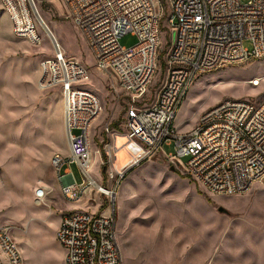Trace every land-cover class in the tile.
I'll return each mask as SVG.
<instances>
[{
    "label": "rangeland",
    "instance_id": "rangeland-1",
    "mask_svg": "<svg viewBox=\"0 0 264 264\" xmlns=\"http://www.w3.org/2000/svg\"><path fill=\"white\" fill-rule=\"evenodd\" d=\"M35 4L45 23L44 29L39 27L37 44L14 37L0 4V59L8 57L3 59L6 63L0 61V227L9 229L24 264H63L65 251L57 239L59 219L63 210L79 200L93 214L111 213V197L96 188L73 202L60 194L51 160L56 154L69 155L61 92L39 87L41 62L54 56L56 42L66 58L88 69L89 79L81 87L101 102V114L91 129L94 166L90 173L100 186L114 192L123 264H264V187L254 185L234 195L211 194L161 154L134 161V149L123 142L126 135L121 133L113 141L115 157L113 152L110 156L105 149L112 142L109 132H123L131 97L113 76L95 67L86 38L64 0H35ZM161 4L158 69L143 99L146 105L155 101L167 73L170 7L167 0ZM136 43L131 33L120 39L126 48ZM245 47L251 43L245 42ZM229 99L255 103L264 99V58L200 74L174 126L180 133L189 132L207 110ZM44 117L51 118L47 132L35 125ZM166 150L172 149L166 146ZM71 171L78 182L84 179L76 164ZM45 188L48 194L39 200L37 190Z\"/></svg>",
    "mask_w": 264,
    "mask_h": 264
},
{
    "label": "built area",
    "instance_id": "built-area-1",
    "mask_svg": "<svg viewBox=\"0 0 264 264\" xmlns=\"http://www.w3.org/2000/svg\"><path fill=\"white\" fill-rule=\"evenodd\" d=\"M72 19L86 38L95 67L113 76L132 100L123 132L110 133L105 146L110 156L116 133L136 144L140 162L161 154L182 167L211 194L234 195L254 185L264 187V99L225 100L207 110L191 131L174 126L193 82L204 72L264 58V0H167L171 46L165 58L166 78L156 99H143L158 69L161 47V0H64ZM15 38L37 44L39 27H45L35 0H0ZM131 33L136 45L126 48L120 39ZM250 42L251 47H245ZM55 54L41 62V89L58 88L69 155L56 154L51 165L66 201H77L93 192L111 197V213L104 216L76 210L61 216L57 239L65 251L64 264H123L112 190H105L91 175L94 151L91 129L100 116L99 98L81 84L88 69L68 59L58 42ZM166 146L172 150L168 152ZM97 151L96 153H98ZM183 158H187L183 162ZM76 164L84 175L78 182ZM115 164V163H114ZM115 171H117L114 166ZM114 177V173H110ZM89 179V180H88ZM48 189L37 190L39 200ZM0 264H24L9 229L0 227Z\"/></svg>",
    "mask_w": 264,
    "mask_h": 264
},
{
    "label": "crops",
    "instance_id": "crops-1",
    "mask_svg": "<svg viewBox=\"0 0 264 264\" xmlns=\"http://www.w3.org/2000/svg\"><path fill=\"white\" fill-rule=\"evenodd\" d=\"M7 59L8 57H4V56H2L1 57V59H0V61L1 62H3V64H4V62L5 61H3V59ZM19 59V58H18ZM19 62V61H18ZM6 63V62H5ZM15 63H12V65H14ZM39 77V76H38ZM20 101V99L18 98V102ZM61 102H62V108H61V115H62V117H61V119H62V128H64V119H63V100H62V96H61ZM40 109V108H39ZM17 123L19 124L20 123V113L18 112V115H17ZM51 119V118H50ZM50 119H47V117H44V119L42 120V119H37V120H39L38 122H36L35 123V125H36V127H37V129L38 128H41V129H44V131L45 132H47L48 131V127L46 126V123H49L51 120ZM44 124V125H43ZM13 130H15V128H13ZM18 131H20V127H18ZM73 165H75V164H72L71 166H73ZM71 166L70 167H66V168H63V170H62V172H66L67 170H70L71 171ZM86 196H89V195H86ZM89 206H87V203L86 202H83V200H79L78 202H77V204H74V205H72L71 206V208L70 209H67V210H63L62 211V215L65 213V212H70V211H76V210H83V211H89ZM61 215V216H62ZM61 221V217H60V219H59V222ZM65 263V253H64V256H63V264Z\"/></svg>",
    "mask_w": 264,
    "mask_h": 264
},
{
    "label": "bare ground",
    "instance_id": "bare-ground-1",
    "mask_svg": "<svg viewBox=\"0 0 264 264\" xmlns=\"http://www.w3.org/2000/svg\"><path fill=\"white\" fill-rule=\"evenodd\" d=\"M123 142L127 145L130 146L131 149H134L136 147V144L131 141L127 136H125V138L123 139ZM135 145V146H134ZM103 188V187H102ZM106 190V189H105ZM38 195V193H36V196ZM39 199V198H38Z\"/></svg>",
    "mask_w": 264,
    "mask_h": 264
},
{
    "label": "water",
    "instance_id": "water-1",
    "mask_svg": "<svg viewBox=\"0 0 264 264\" xmlns=\"http://www.w3.org/2000/svg\"><path fill=\"white\" fill-rule=\"evenodd\" d=\"M219 211L223 213V212H225V209L219 208Z\"/></svg>",
    "mask_w": 264,
    "mask_h": 264
},
{
    "label": "trees",
    "instance_id": "trees-1",
    "mask_svg": "<svg viewBox=\"0 0 264 264\" xmlns=\"http://www.w3.org/2000/svg\"><path fill=\"white\" fill-rule=\"evenodd\" d=\"M105 141H107L106 139H105ZM105 156V155H104Z\"/></svg>",
    "mask_w": 264,
    "mask_h": 264
}]
</instances>
